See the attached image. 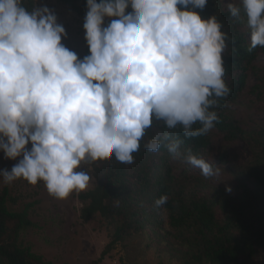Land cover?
<instances>
[{
    "label": "trees",
    "instance_id": "16d2710c",
    "mask_svg": "<svg viewBox=\"0 0 264 264\" xmlns=\"http://www.w3.org/2000/svg\"><path fill=\"white\" fill-rule=\"evenodd\" d=\"M57 1L87 26L83 57L62 76L38 75L27 84L50 93L55 158L101 164L94 189L76 196L82 219L98 214L114 228L93 264L149 225L184 264H253L264 249V121L244 131L226 112L244 91L258 51L264 53V0H238L236 11L224 12L220 0ZM35 3L0 0L10 15L29 14ZM157 89L161 96L150 109L146 99ZM212 130L226 141L248 137L253 163L237 196L213 190L201 198L211 185L190 192L173 176L176 151L200 155ZM133 170L141 177L136 185L125 176ZM29 206L14 215L0 195V264H33L8 227L16 219L32 225Z\"/></svg>",
    "mask_w": 264,
    "mask_h": 264
},
{
    "label": "rangeland",
    "instance_id": "374dc122",
    "mask_svg": "<svg viewBox=\"0 0 264 264\" xmlns=\"http://www.w3.org/2000/svg\"><path fill=\"white\" fill-rule=\"evenodd\" d=\"M35 2L34 10L25 15H10L0 4V195L5 197L6 210L14 215L30 205L26 213L32 225L21 227L16 219L8 227L12 228L11 241L34 255L33 264H93L114 228L98 214L82 219L76 196L94 189L99 180L95 169L101 164L77 160L65 165L55 158L52 142L56 125L50 93L27 84L38 75L62 76L80 64L88 40L87 26L57 0ZM238 3L220 0L218 8L236 11ZM245 37L252 40L250 33ZM253 66L247 71L244 91L226 112L244 131H252L264 121V87L259 79L263 52L258 51ZM160 96L157 89L147 97L150 109ZM151 135L158 133L152 131ZM208 142L207 149L197 156L181 157L176 151L170 160L173 176L190 192L211 185L198 193L201 198L209 197L213 190L237 196L240 178L246 179L253 163L248 137L226 141L212 130ZM92 145L98 153L105 151L94 142ZM151 162L159 164L155 157ZM125 176L129 184L141 182L135 170ZM192 176L205 184L192 179L187 182ZM216 214L220 219L218 211ZM156 229L149 225L127 237L99 264H184ZM253 264H264V249L257 252Z\"/></svg>",
    "mask_w": 264,
    "mask_h": 264
}]
</instances>
